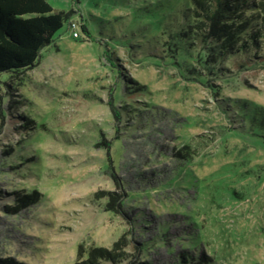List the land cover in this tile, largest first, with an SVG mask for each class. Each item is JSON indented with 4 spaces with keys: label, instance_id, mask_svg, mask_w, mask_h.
I'll list each match as a JSON object with an SVG mask.
<instances>
[{
    "label": "rangeland",
    "instance_id": "obj_1",
    "mask_svg": "<svg viewBox=\"0 0 264 264\" xmlns=\"http://www.w3.org/2000/svg\"><path fill=\"white\" fill-rule=\"evenodd\" d=\"M48 1L69 20L34 67L0 74V264H89L100 247L123 256L96 264H264V136L240 116L264 109V49L180 41L185 0L176 17L168 0L158 16V0ZM182 53L195 75L161 60Z\"/></svg>",
    "mask_w": 264,
    "mask_h": 264
},
{
    "label": "trees",
    "instance_id": "obj_2",
    "mask_svg": "<svg viewBox=\"0 0 264 264\" xmlns=\"http://www.w3.org/2000/svg\"><path fill=\"white\" fill-rule=\"evenodd\" d=\"M143 1L146 2L147 0ZM148 1L152 2V0ZM161 1L163 0H158L157 5L155 4L149 11L152 15L158 16L161 12H167L168 9H162L163 2ZM185 1L189 5L186 9L181 10L180 14L187 20L188 25L175 28L176 33H178L175 35L180 36V41L187 42L192 33L196 32L197 39L203 42L211 37L216 38L218 44L211 49L216 50L214 53L219 51L218 54L220 55H230L238 51L248 53L252 46L255 48V54L257 50L264 49V13L261 15V12L254 11L257 5L264 12V0L259 2L256 0ZM175 2V0H168L166 4L171 6V12L173 11L172 13L176 17ZM190 4H193V6ZM252 8L254 10L247 15L245 12ZM70 15V11H56L48 0H0V74L19 73L34 67L41 59V50L53 43L54 36L63 27L64 22L69 20ZM191 18H193V21L190 20ZM190 22L192 23L190 24ZM81 25L84 32L89 34L86 25L84 23ZM206 27H208V30H206ZM169 36L172 37L173 33ZM184 48L188 51L186 46ZM184 54H180L178 61L177 56H169V54L166 55V58L162 57L161 60L176 65L186 75H195L196 67L190 66L184 69V62L187 58L191 59L190 56H184ZM216 55L214 54V56ZM112 57L116 59L115 54ZM258 57L264 59L263 54H259ZM157 60L159 61V59ZM240 111L242 112L241 117L250 116V119H252L251 126L253 128H250L248 132L254 137L264 136V109L253 107L252 109H241ZM253 111L261 112V120L256 121L257 119H253ZM115 114L118 115L117 112ZM240 128L242 129V127ZM241 129L238 127L232 128V131L237 133L238 130L241 132ZM181 154L183 153L178 155L185 159L188 156V153ZM187 169L185 165L181 174L189 175L186 172ZM178 181L175 174L166 183L172 185ZM191 183V180H189L187 184L190 185ZM109 196L108 209L117 210L115 206L117 197L111 192ZM19 198L21 202H25V199L33 200L36 198V192L25 196L19 193ZM122 204L124 205V202ZM140 248L149 251L152 247L148 245L147 241H142L140 242ZM91 256L93 261L90 259L89 264H96L98 257L117 261L121 260L123 255L117 251H109L105 247H100L95 249ZM180 257L182 260H192L193 254L189 250H185ZM140 264L149 263L146 260H140Z\"/></svg>",
    "mask_w": 264,
    "mask_h": 264
},
{
    "label": "built area",
    "instance_id": "obj_3",
    "mask_svg": "<svg viewBox=\"0 0 264 264\" xmlns=\"http://www.w3.org/2000/svg\"><path fill=\"white\" fill-rule=\"evenodd\" d=\"M76 35H78V33L76 32Z\"/></svg>",
    "mask_w": 264,
    "mask_h": 264
}]
</instances>
